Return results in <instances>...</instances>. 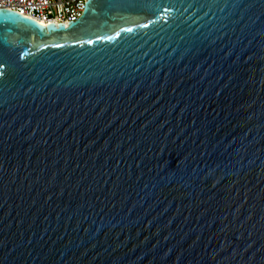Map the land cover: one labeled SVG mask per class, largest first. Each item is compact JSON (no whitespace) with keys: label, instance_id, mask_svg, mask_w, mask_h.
<instances>
[{"label":"water","instance_id":"obj_1","mask_svg":"<svg viewBox=\"0 0 264 264\" xmlns=\"http://www.w3.org/2000/svg\"><path fill=\"white\" fill-rule=\"evenodd\" d=\"M0 264H264V0L0 8Z\"/></svg>","mask_w":264,"mask_h":264},{"label":"built area","instance_id":"obj_2","mask_svg":"<svg viewBox=\"0 0 264 264\" xmlns=\"http://www.w3.org/2000/svg\"><path fill=\"white\" fill-rule=\"evenodd\" d=\"M87 0H0V8L13 9L43 24L68 23L83 14Z\"/></svg>","mask_w":264,"mask_h":264}]
</instances>
